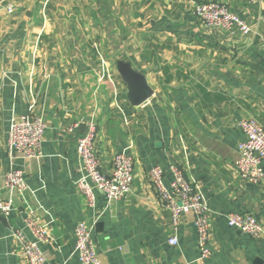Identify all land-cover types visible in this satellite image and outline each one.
<instances>
[{
	"label": "crops",
	"instance_id": "0c3cea01",
	"mask_svg": "<svg viewBox=\"0 0 264 264\" xmlns=\"http://www.w3.org/2000/svg\"><path fill=\"white\" fill-rule=\"evenodd\" d=\"M224 4L251 33L207 28L200 4ZM117 60L141 74L152 94L133 106ZM42 115L43 156L30 161L8 149L10 124ZM264 126V0H0V264H27L13 231L32 216L51 235L45 264H81L75 228L92 227L99 264H264V236L230 228L232 213L264 226V180L244 183L236 169L243 119ZM97 128L101 171L127 150L135 163L131 194L94 207L81 196L77 139ZM264 165V164H263ZM172 168L199 186L210 210L211 256L198 248L195 217L173 229L149 180ZM23 171L25 192H8L5 175ZM177 236L178 246L169 239Z\"/></svg>",
	"mask_w": 264,
	"mask_h": 264
},
{
	"label": "built area",
	"instance_id": "2783aa9c",
	"mask_svg": "<svg viewBox=\"0 0 264 264\" xmlns=\"http://www.w3.org/2000/svg\"><path fill=\"white\" fill-rule=\"evenodd\" d=\"M195 14L207 27L225 32L251 33V26L238 15L232 13L224 4L208 1L195 9ZM29 113L19 116L10 124L8 149L12 156L30 161L43 156L42 141L46 130L42 115ZM244 140L239 144V158L235 169L240 179L252 186L260 185L264 180V126L254 119H243L238 124ZM76 151L81 167V175L75 184L81 196L89 206L94 207L96 193L104 196L108 205L123 201L129 197L134 182L135 163L127 150L117 154L109 175L101 171V160L97 153V128L91 122L88 132L77 139ZM173 180L167 185L164 172L156 166L149 172V180L163 208L169 213L173 229H176L187 214L195 217L194 224L198 235V248L203 259L211 256L210 248V210L199 186L187 180L181 169L172 168ZM4 188L12 192H25L28 183L23 171L11 169L4 178ZM12 199L0 200V214L8 215L12 210ZM230 228L260 240L264 236L263 224L251 213H232L227 217ZM92 227L80 222L75 228V251L81 264H99L97 249L92 238ZM20 247L27 264H45L41 245L51 242L47 227L32 216L24 221L22 230L11 233ZM171 246H178L177 236L169 239Z\"/></svg>",
	"mask_w": 264,
	"mask_h": 264
},
{
	"label": "water",
	"instance_id": "95a60500",
	"mask_svg": "<svg viewBox=\"0 0 264 264\" xmlns=\"http://www.w3.org/2000/svg\"><path fill=\"white\" fill-rule=\"evenodd\" d=\"M117 68L128 86V99L133 106L142 104L150 97L152 91L148 88L144 77L134 71L129 63L117 60ZM88 130L86 131L87 134Z\"/></svg>",
	"mask_w": 264,
	"mask_h": 264
}]
</instances>
